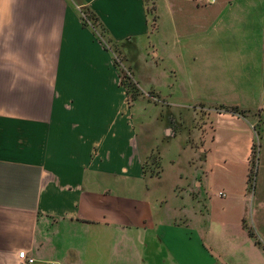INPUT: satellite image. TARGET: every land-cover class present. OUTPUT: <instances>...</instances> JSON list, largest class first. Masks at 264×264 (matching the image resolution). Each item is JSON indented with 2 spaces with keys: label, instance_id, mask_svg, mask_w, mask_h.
Instances as JSON below:
<instances>
[{
  "label": "crops",
  "instance_id": "0c3cea01",
  "mask_svg": "<svg viewBox=\"0 0 264 264\" xmlns=\"http://www.w3.org/2000/svg\"><path fill=\"white\" fill-rule=\"evenodd\" d=\"M79 1L160 99L76 0H0V264H264V0Z\"/></svg>",
  "mask_w": 264,
  "mask_h": 264
},
{
  "label": "trees",
  "instance_id": "16d2710c",
  "mask_svg": "<svg viewBox=\"0 0 264 264\" xmlns=\"http://www.w3.org/2000/svg\"><path fill=\"white\" fill-rule=\"evenodd\" d=\"M76 1L79 2L80 3L79 5L82 7L81 13H82L83 24L85 26L91 27L94 30L95 34L98 36L99 40L103 43V45L113 53L115 59V65L121 77V83L127 90L130 102L134 103L136 99L142 95V93L134 78V74L131 67L127 65V58L123 53L122 46L111 38L108 30L105 28L103 23L100 21L98 16L93 12V10L90 7L82 5V3L79 0ZM147 1H148V12L149 15L152 17V28L153 31H156L158 29V24H157L158 16L156 13L155 3H152V1L154 2V0H147ZM223 109H225V111L228 112L240 113L237 108L226 107ZM241 114L244 115V112H242ZM257 148L259 147L257 146ZM257 148L255 149L257 150ZM256 153L258 154V151H256ZM152 165L153 164H148L147 162L145 164V168L149 169L151 168Z\"/></svg>",
  "mask_w": 264,
  "mask_h": 264
},
{
  "label": "rangeland",
  "instance_id": "374dc122",
  "mask_svg": "<svg viewBox=\"0 0 264 264\" xmlns=\"http://www.w3.org/2000/svg\"><path fill=\"white\" fill-rule=\"evenodd\" d=\"M140 88V91L142 93V95L144 97H148V96H152L153 98L156 97V99L159 101V97L158 96H155L156 94L154 92H143L141 87ZM167 105V107H166ZM163 107H166V108H170V104H166L165 102H163V105H161ZM162 107V108H163ZM200 114V112H199ZM201 116V115H200ZM161 121L163 122H168L166 119H164V117H161ZM195 127V128H194ZM194 127H190L191 130H197L198 127L196 126V123L194 125ZM194 128V129H193ZM256 143L254 146V149L257 148V146L259 148H257V150L255 149V152L253 151V161L252 163L249 165V171H248V175H247V196H248V216H247V227L251 228L253 231H256V225H257V216H254L253 214H255L253 212V204H255L254 202L257 200V198L260 197V194L262 193L263 191V187H264V155L262 156L261 158V142H260V139H259V134H260V129L257 128V132H256ZM258 144V145H257ZM256 151H258V154L256 153ZM257 156V158H256ZM201 159V157H199ZM203 163V162H201ZM157 171H159V167L156 169ZM201 172H203L202 170H200ZM205 177V176H204ZM225 189V188H224ZM264 192V191H263ZM219 193H222L224 194V198H227L228 196H230V193L227 191V190H221V191H218L217 192V197L219 198H223L219 196ZM257 202V201H256Z\"/></svg>",
  "mask_w": 264,
  "mask_h": 264
},
{
  "label": "built area",
  "instance_id": "2783aa9c",
  "mask_svg": "<svg viewBox=\"0 0 264 264\" xmlns=\"http://www.w3.org/2000/svg\"><path fill=\"white\" fill-rule=\"evenodd\" d=\"M220 195L223 196L224 194L221 193ZM19 258L22 261V264H34L35 263V259L30 258L25 251H22L19 253ZM50 264H54V263H50Z\"/></svg>",
  "mask_w": 264,
  "mask_h": 264
},
{
  "label": "water",
  "instance_id": "95a60500",
  "mask_svg": "<svg viewBox=\"0 0 264 264\" xmlns=\"http://www.w3.org/2000/svg\"><path fill=\"white\" fill-rule=\"evenodd\" d=\"M218 258L221 260V258L218 256Z\"/></svg>",
  "mask_w": 264,
  "mask_h": 264
}]
</instances>
